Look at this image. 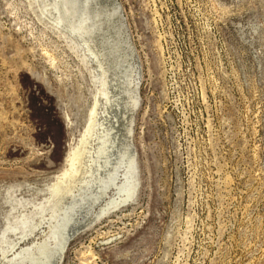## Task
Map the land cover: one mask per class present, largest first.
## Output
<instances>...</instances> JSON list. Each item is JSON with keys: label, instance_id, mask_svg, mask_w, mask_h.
Listing matches in <instances>:
<instances>
[{"label": "rangeland", "instance_id": "obj_1", "mask_svg": "<svg viewBox=\"0 0 264 264\" xmlns=\"http://www.w3.org/2000/svg\"><path fill=\"white\" fill-rule=\"evenodd\" d=\"M109 85L132 198L57 263L264 264V0H0V264L55 253L52 185Z\"/></svg>", "mask_w": 264, "mask_h": 264}, {"label": "bare ground", "instance_id": "obj_2", "mask_svg": "<svg viewBox=\"0 0 264 264\" xmlns=\"http://www.w3.org/2000/svg\"><path fill=\"white\" fill-rule=\"evenodd\" d=\"M88 48L93 54H97L92 46ZM107 91L104 100L102 99L104 92L100 91V96L95 99L92 105L90 111L93 118L86 132L88 136H83L81 142H79L80 146L72 152L69 158L70 172L52 185V190L57 193L55 201L58 205H61L60 209L63 211L66 224L57 234L59 240L55 253L44 264H56L57 260L61 258L69 239L92 221L101 218L103 214L111 209L126 204L132 198V189L123 190V184L118 185L116 182L115 173H117V168L120 166L131 168L133 163L134 150L130 141V126L134 111L132 108H126L124 114L121 115V106H119L116 110L113 109L116 112L112 115L111 108L114 107V98L119 99L117 93L114 92V87L112 90L111 85H109ZM121 142L123 146L126 145L127 149L123 147L124 149L122 148L118 154L117 150H119ZM111 187L116 190L115 195H111L109 200L104 201L103 199L107 196ZM102 200L104 204L101 206L100 211L96 212V207L103 203ZM17 255L18 257L21 255L26 256L27 252L21 251ZM32 258L34 264L40 263L36 256L32 255Z\"/></svg>", "mask_w": 264, "mask_h": 264}]
</instances>
